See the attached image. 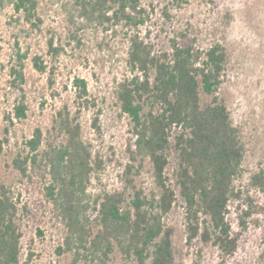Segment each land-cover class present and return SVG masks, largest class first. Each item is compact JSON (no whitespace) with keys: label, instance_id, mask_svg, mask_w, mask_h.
<instances>
[{"label":"trees","instance_id":"trees-1","mask_svg":"<svg viewBox=\"0 0 264 264\" xmlns=\"http://www.w3.org/2000/svg\"><path fill=\"white\" fill-rule=\"evenodd\" d=\"M187 3L171 0L173 8L165 6L155 19L156 9L143 8L140 0H72L78 17L88 22L135 30L128 49L134 76L117 90L120 109L132 122L127 159L120 163L121 186L102 192L92 203L87 200L92 176L104 162L83 137L80 110L94 102L81 78L74 80L78 108L73 112L64 105L53 118L48 140L36 128L11 160L22 178L36 174L44 180L67 229L65 245L72 264H110L119 257L127 264H177L174 228L166 219L178 206L183 209L187 246L199 255L213 246L226 261L238 252L243 233L263 211L254 195L264 194L263 170L254 172L246 185H236L244 172L246 149L220 94L230 61L224 38L206 49L198 48L186 32H175L167 49L152 38V28L166 33L172 10ZM38 5L37 0H0V10L12 6L39 29ZM142 27L147 28L145 34ZM16 47L10 75L20 98L13 118L22 121L28 111L24 85L29 52H22L18 43ZM47 47L50 63L38 54L31 62L39 73H48L53 86L65 50L54 37ZM94 125L99 131L97 120ZM4 142L9 139L0 140V153ZM147 166L153 182L149 193L141 184ZM232 204L237 231L230 219ZM23 236L17 199L11 186L0 182V264H31L32 254L23 258Z\"/></svg>","mask_w":264,"mask_h":264},{"label":"rangeland","instance_id":"rangeland-1","mask_svg":"<svg viewBox=\"0 0 264 264\" xmlns=\"http://www.w3.org/2000/svg\"><path fill=\"white\" fill-rule=\"evenodd\" d=\"M37 1L39 29L26 22L12 6L0 10V140L9 139L0 153V182L11 186L19 204L23 258L32 254L31 264H72L73 255L65 245L67 229L47 196L44 180L36 174L22 178L11 167V160L24 149L36 128L42 129L48 140L53 118L64 105L73 112L78 108L74 80L81 78L94 102L80 110L83 137L104 162L103 168L92 176L87 200L92 203L102 192L121 186L120 163L127 159L132 122L120 109L117 90L120 83L134 76L128 65V49L135 30L88 22L78 17L72 0ZM170 3L171 0H140L143 8L156 9L155 19L165 6L173 8ZM152 29V38L163 49L168 48V40L175 32H186L201 49L224 38L230 61L220 94L246 149L244 172L236 181L237 186L246 185L254 172L264 171V0H188L182 9L172 10L166 33ZM146 31V27L141 28L143 34ZM51 37L65 50L56 64L53 86L48 73H39L31 62L38 54L50 63L47 42ZM17 43L22 52H29L24 85L28 111L22 121L13 118L20 94L10 75ZM96 120L99 131L94 125ZM141 184L148 193L153 190L148 166ZM254 195L263 211L255 215L256 222H251L243 233L238 252L226 261L213 246L205 248L201 255L187 246L183 209L175 208L166 220L174 228L176 263L264 264V194ZM231 210L230 219L237 231L236 204L231 205ZM89 215L93 216L92 211ZM110 264L127 263L119 257Z\"/></svg>","mask_w":264,"mask_h":264}]
</instances>
